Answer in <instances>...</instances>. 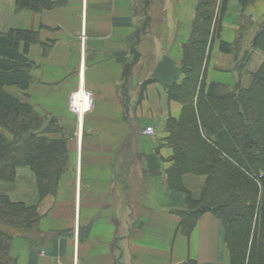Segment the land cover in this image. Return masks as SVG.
I'll use <instances>...</instances> for the list:
<instances>
[{
    "label": "crops",
    "instance_id": "1",
    "mask_svg": "<svg viewBox=\"0 0 264 264\" xmlns=\"http://www.w3.org/2000/svg\"><path fill=\"white\" fill-rule=\"evenodd\" d=\"M198 5L64 0L37 13L0 0V38L18 37V58L7 60L10 69L0 67L14 84L2 89L45 116L47 126L53 122L51 136L66 141L68 158L55 195L40 198L28 166L16 169L14 182L0 181V195L37 207L42 217L31 231L0 226L13 236L14 264H231L217 215L205 212L190 231L182 227L188 195L200 199L205 179L185 174L182 189L168 181L175 157L169 125L181 126L185 108L171 92L185 79L183 46L192 39ZM215 18L206 90L214 84L232 92L264 60L252 49L264 0H217ZM222 44L243 49L227 54ZM82 87L93 109L80 129L70 96Z\"/></svg>",
    "mask_w": 264,
    "mask_h": 264
},
{
    "label": "trees",
    "instance_id": "2",
    "mask_svg": "<svg viewBox=\"0 0 264 264\" xmlns=\"http://www.w3.org/2000/svg\"><path fill=\"white\" fill-rule=\"evenodd\" d=\"M198 1L192 39L183 46L185 79L171 92L185 108L181 126L169 125L168 142L175 157L168 181L171 188L182 189L185 174L206 178L200 199L189 198L182 222L185 232L210 211L222 222L231 264H264V60L245 86L224 92L213 84L207 91L203 67L217 0ZM63 3L16 0L18 10L37 13ZM17 41L13 33L0 38V67L10 69L7 60L18 58ZM239 48L221 45L227 54H238ZM252 49L264 55V24L255 34ZM237 65L245 67L244 62ZM18 80L26 82L22 77ZM12 84L14 76L0 74V181L14 182L16 169L28 166L43 199L57 193L66 172L67 143L51 136L57 132L53 122L47 126L45 116L3 91V85ZM41 220L37 207L0 195V226L31 231ZM12 241V235L0 230V264H14Z\"/></svg>",
    "mask_w": 264,
    "mask_h": 264
},
{
    "label": "built area",
    "instance_id": "3",
    "mask_svg": "<svg viewBox=\"0 0 264 264\" xmlns=\"http://www.w3.org/2000/svg\"><path fill=\"white\" fill-rule=\"evenodd\" d=\"M93 109V96L92 94L80 88L73 92L70 96V111L74 114L78 121V127L81 129L84 117L89 114ZM148 135H152L154 130L152 127L146 129Z\"/></svg>",
    "mask_w": 264,
    "mask_h": 264
},
{
    "label": "rangeland",
    "instance_id": "4",
    "mask_svg": "<svg viewBox=\"0 0 264 264\" xmlns=\"http://www.w3.org/2000/svg\"><path fill=\"white\" fill-rule=\"evenodd\" d=\"M242 49H243V47L242 46H240V48L238 49V53H240L241 51H242ZM2 129L0 128V131H1ZM195 177V176H194ZM200 178V177H199ZM203 179H205V181H206V178L205 177H202ZM36 185L38 186V182H37V180H36ZM38 193H39V187H38ZM40 195V194H39ZM191 197V195H188V198H190ZM2 227V230H4L3 229V227L5 228V229H10L9 227H6V226H1Z\"/></svg>",
    "mask_w": 264,
    "mask_h": 264
}]
</instances>
